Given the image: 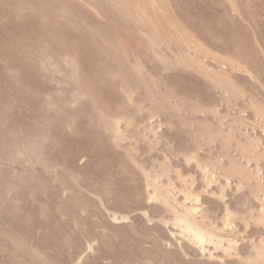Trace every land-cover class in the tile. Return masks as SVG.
Listing matches in <instances>:
<instances>
[{
	"label": "rangeland",
	"instance_id": "374dc122",
	"mask_svg": "<svg viewBox=\"0 0 264 264\" xmlns=\"http://www.w3.org/2000/svg\"><path fill=\"white\" fill-rule=\"evenodd\" d=\"M0 264H264V0H0Z\"/></svg>",
	"mask_w": 264,
	"mask_h": 264
},
{
	"label": "bare ground",
	"instance_id": "6f19581e",
	"mask_svg": "<svg viewBox=\"0 0 264 264\" xmlns=\"http://www.w3.org/2000/svg\"><path fill=\"white\" fill-rule=\"evenodd\" d=\"M203 232L201 231H195V237L198 238V239H203Z\"/></svg>",
	"mask_w": 264,
	"mask_h": 264
}]
</instances>
